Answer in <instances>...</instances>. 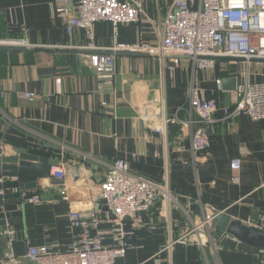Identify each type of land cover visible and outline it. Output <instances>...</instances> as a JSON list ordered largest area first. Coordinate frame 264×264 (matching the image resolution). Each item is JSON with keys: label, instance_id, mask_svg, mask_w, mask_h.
I'll use <instances>...</instances> for the list:
<instances>
[{"label": "crops", "instance_id": "0c3cea01", "mask_svg": "<svg viewBox=\"0 0 264 264\" xmlns=\"http://www.w3.org/2000/svg\"><path fill=\"white\" fill-rule=\"evenodd\" d=\"M65 1L76 0H0V40L33 46H0V150L6 156H13L17 147L54 156L67 169L63 186L40 181L36 191L44 199L41 204L26 201L0 208V222H6L0 225V258L7 251L9 236L4 232L10 228L14 264H31L26 258L31 246L68 250L82 234L70 226L74 210L84 217L97 215L102 220L99 230H113L106 221L108 210L96 196L111 166L122 159L133 174L167 185L178 204L168 212L158 197L151 210L139 213L141 226L134 229L131 221H125L129 248L116 264H261L257 251L218 245L210 223L200 231L201 243L192 237L196 241L169 244L219 213L264 233V120L254 121L245 114L225 119L236 104L234 87L224 85V92L216 88L218 80L241 84L248 72L252 82L263 81L264 64L218 62L215 69L203 71L186 58L163 60L157 54L116 52L113 86L96 77L81 50L87 44L85 31H66L67 20L76 12L73 8L68 16L57 12L67 5ZM171 2L147 0L146 21L120 26L117 36L111 23H96L98 46H155ZM192 78L200 82L207 99L217 101L223 120L205 152L192 146L196 129L188 110ZM140 80L153 87L136 91ZM17 92L36 98L20 99ZM154 96H165V116L175 120L165 135L151 131L129 105L134 107L137 97ZM235 159L242 164L239 172L230 167ZM74 166L80 168L78 180L73 177ZM63 188L68 189L69 202L62 200ZM13 192L17 191H5ZM117 242L114 234L104 241L110 246Z\"/></svg>", "mask_w": 264, "mask_h": 264}, {"label": "built area", "instance_id": "2783aa9c", "mask_svg": "<svg viewBox=\"0 0 264 264\" xmlns=\"http://www.w3.org/2000/svg\"><path fill=\"white\" fill-rule=\"evenodd\" d=\"M63 1V0H61ZM147 0H76L65 1L57 12L69 15V8L76 14L66 23V31L72 34L82 29L86 33L87 44L81 48L86 53L91 69L99 80L111 85L116 82V52L157 54L164 60L167 56L186 58L198 70H212L217 67L216 57L244 59L251 64L252 60H264V0H172L169 11L162 22L163 35L155 46L121 45L112 48L98 46L94 35V25L98 22H109L114 27L115 35L122 25L145 22L146 14L143 5ZM33 47L26 41L0 40V46ZM153 84L140 80L135 85L136 91ZM219 92H224L223 81L216 82ZM115 89V88H114ZM117 89H115V92ZM236 96L235 107L225 115V119L248 115L254 121L264 120V80L252 82L249 72L246 80L237 84L233 90ZM17 97L33 101L36 96L29 92H17ZM129 103V101L127 100ZM134 108L140 120L153 132L165 135L170 123L175 122L165 116V96L135 99ZM190 124L196 127L192 135V146L196 152H205L210 147V139L217 133L218 124L223 121L218 116V104L214 99H207L206 91L195 78L191 79L188 93ZM3 141H0V145ZM232 171L239 172L242 164L239 159L231 162ZM51 176L65 180L67 169L56 167ZM5 178L0 177V184ZM28 202L38 205L43 198L37 191ZM63 201L69 202L68 189L59 191ZM5 195V191H0ZM160 197L170 212L178 203L169 187L137 176L131 172L128 162L117 159L111 166L107 178L100 184L96 200L108 210L107 223L113 224V230H99L101 219L93 214L84 217L79 211L70 213L72 230L81 229L82 234L73 241L66 251H52L45 246L28 249L26 258L31 264H116L117 260L126 257L128 245L125 242L126 232L123 224L129 220L133 228L141 226L144 220L139 213L151 210ZM214 217V216H212ZM211 216L202 224L187 230L186 234L169 244L185 245L188 241L199 238L200 231L211 222ZM92 230H98L92 235ZM9 236L7 251L0 264H14L13 253L14 231L10 228L4 232ZM114 234L118 242L106 245V236ZM191 239L188 240V238ZM260 263L264 264V251L260 254Z\"/></svg>", "mask_w": 264, "mask_h": 264}, {"label": "water", "instance_id": "95a60500", "mask_svg": "<svg viewBox=\"0 0 264 264\" xmlns=\"http://www.w3.org/2000/svg\"><path fill=\"white\" fill-rule=\"evenodd\" d=\"M218 62H245L244 59L230 57L213 58ZM262 63L264 60H252L251 63ZM234 86V82H225L224 85ZM227 87V86H226ZM232 89V90H234ZM61 161L54 156L48 157L35 153H30L27 149L17 147L13 149V156H6L0 150V177L5 178V182L0 184V191L16 190L17 192L0 194V208L4 206L22 205L35 195L41 180L48 179L53 185L63 186L65 181L51 176L53 167H59ZM74 179L80 178V168H72ZM25 193V195L23 194ZM6 222H0L5 225ZM211 229L218 239V245L224 248L237 249L246 252L264 251V233L238 221L232 220L224 213L216 214L212 217Z\"/></svg>", "mask_w": 264, "mask_h": 264}]
</instances>
